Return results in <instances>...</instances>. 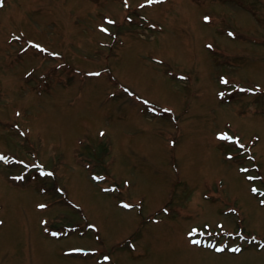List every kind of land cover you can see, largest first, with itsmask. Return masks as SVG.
<instances>
[{"label": "rangeland", "instance_id": "374dc122", "mask_svg": "<svg viewBox=\"0 0 264 264\" xmlns=\"http://www.w3.org/2000/svg\"><path fill=\"white\" fill-rule=\"evenodd\" d=\"M0 264H264V0H0Z\"/></svg>", "mask_w": 264, "mask_h": 264}, {"label": "snow or ice", "instance_id": "6c2138e0", "mask_svg": "<svg viewBox=\"0 0 264 264\" xmlns=\"http://www.w3.org/2000/svg\"><path fill=\"white\" fill-rule=\"evenodd\" d=\"M150 2H152V0H150ZM207 19V18H206ZM109 23H112L111 21H109ZM104 31H106V29H103ZM36 47H39L38 45L36 46ZM97 75H98V73H97ZM225 83H227V81H224ZM101 135H103V133H101ZM222 138H224V139H228V137H222ZM48 175H51V173H49ZM254 191H255V189H254ZM125 207H130L129 205H125ZM193 243H195V244H198V243H200V241H197V240H193L192 241ZM240 249H238V248H236V249H232V251H239ZM217 251H223V249H217Z\"/></svg>", "mask_w": 264, "mask_h": 264}]
</instances>
